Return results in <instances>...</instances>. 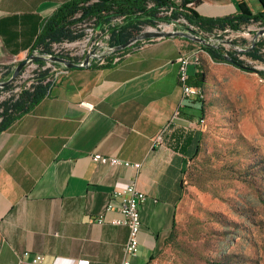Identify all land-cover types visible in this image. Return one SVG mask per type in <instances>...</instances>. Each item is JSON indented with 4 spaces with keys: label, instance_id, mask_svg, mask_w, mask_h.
<instances>
[{
    "label": "crops",
    "instance_id": "1",
    "mask_svg": "<svg viewBox=\"0 0 264 264\" xmlns=\"http://www.w3.org/2000/svg\"><path fill=\"white\" fill-rule=\"evenodd\" d=\"M67 1L0 0V63L33 51L43 24ZM241 4L254 14L264 9L261 0L188 7L215 18L237 13ZM187 44L144 39L123 50L118 63L71 68L50 96L0 133V264H34V258L36 264H116L129 229L114 223L122 198L113 193L131 183L147 195L131 264H150L162 251L209 117L205 103L183 98L178 58ZM165 128L163 143L155 144ZM93 154L132 166L96 162Z\"/></svg>",
    "mask_w": 264,
    "mask_h": 264
},
{
    "label": "rangeland",
    "instance_id": "2",
    "mask_svg": "<svg viewBox=\"0 0 264 264\" xmlns=\"http://www.w3.org/2000/svg\"><path fill=\"white\" fill-rule=\"evenodd\" d=\"M159 24L165 31L187 25ZM261 28L252 23L221 37L202 34L212 43L227 39L247 48ZM168 38L189 43L183 54L197 48L185 37ZM200 60L206 72L202 103L209 108L205 138L185 178L176 226L150 264H264V85L256 72L264 71V62L246 61L255 70H245L218 63L206 51Z\"/></svg>",
    "mask_w": 264,
    "mask_h": 264
},
{
    "label": "built area",
    "instance_id": "3",
    "mask_svg": "<svg viewBox=\"0 0 264 264\" xmlns=\"http://www.w3.org/2000/svg\"><path fill=\"white\" fill-rule=\"evenodd\" d=\"M96 1V0H93ZM192 3H189L188 6H192ZM153 6V3L149 4L148 7ZM173 8L165 11L166 14L170 15L172 13ZM163 14V12H162ZM77 17H81V13L76 15ZM127 16L126 15H118L114 16L110 19L109 22L99 27L97 24V18L91 17L88 19H83L76 23L73 27L74 33L79 34L80 36L74 40L64 39L60 42L53 43L51 46V53L44 54L41 51L34 49L29 52L21 61H26V64L22 71L13 78L10 82L7 83L8 80L11 79L13 71L17 66V63L20 61L17 58H13L9 63H0V101L18 97L23 90L32 89L33 84L36 83L37 74L41 70H49L48 77L45 80V83L50 85L47 96H50L56 86L70 74L71 68L66 67L63 64L55 63L47 59L51 56H67L72 58V61L79 66H83L86 59L96 54L94 57L91 56V64L88 67H92L94 64L98 65H106L108 63H118L123 57L124 51L118 52H109V47L111 46V28L117 25H121L126 23ZM183 23H186L190 26L198 35L203 36V34H208L207 32H203L199 30L194 25L190 24L186 20L182 19ZM175 23V22H172ZM160 24L146 26L145 30H156L160 29ZM264 28V27H263ZM261 28V29H263ZM261 29L259 31H261ZM258 31V32H259ZM232 32L230 28H226L225 30L215 29L213 34H219V37L224 36L226 33ZM256 33L254 42L251 46L245 48L237 45L236 43L229 41L227 39H216L219 48L213 47L217 50H222V54H230L231 52L228 49H232L234 56H238L240 59L244 60L243 53L251 50L253 47L257 45V42L260 40L261 35ZM203 33V34H202ZM219 44H223L225 48L220 47ZM197 46L196 49L189 52V54H181L178 58L179 63V71L178 77L181 85L183 98L189 100L201 101V89L202 87L194 86L189 83L191 76L193 73L191 71V67L197 69L199 66L198 61V53H203L205 50L202 48V44L195 43ZM206 46V45H204ZM112 47V46H111ZM212 47V46H210ZM125 50V49H124ZM227 50V51H226ZM63 58V57H61ZM41 59L45 61L44 65H40L37 60ZM66 59V58H64ZM245 61V60H244ZM248 63H254L257 61L248 59L246 60ZM10 67V69H9ZM87 67V68H88ZM32 68V71L29 70ZM255 70V69H254ZM10 72V74H9ZM259 73V71H256ZM260 74V73H259ZM261 75V74H260ZM263 78L264 85V75H261ZM9 86V87H8ZM82 105L88 109L93 108L91 104L82 102ZM166 128L163 129L156 137L155 144H162L163 137L166 132ZM92 159L96 162H102L105 164L111 165H125L132 166L130 161L122 160L117 157H108L101 154H93L91 155ZM114 196L121 197L122 202L118 205L117 209L121 214V217L115 219L114 223L118 225H125L129 229L128 240L124 245V258L117 262L116 264H131V259L137 256L140 248V232H141V216H140V206L146 201L147 195L143 191H141L135 183L129 184L127 187L115 189ZM114 205L109 204L107 210L113 209ZM29 253H24V256L27 257ZM32 263H38V259L34 258Z\"/></svg>",
    "mask_w": 264,
    "mask_h": 264
},
{
    "label": "trees",
    "instance_id": "4",
    "mask_svg": "<svg viewBox=\"0 0 264 264\" xmlns=\"http://www.w3.org/2000/svg\"><path fill=\"white\" fill-rule=\"evenodd\" d=\"M192 2V6H196L202 0H181L180 3H176L174 0H68L61 4L43 24L35 49L44 54L51 53L53 43L64 39L74 40L78 38L80 35L74 33V25L83 19L94 16L97 18L99 27L109 22L114 16H127L126 23L110 29L111 39L109 44L112 47L129 42L137 37L146 26L157 25L160 22H180L181 19L186 20L199 30L207 33H213L215 29L225 30L226 28L238 31L241 27L252 23H258L264 27V9L262 12L254 14L241 4L239 11L235 14L211 18L200 16L188 7V4ZM261 2L264 7V0H261ZM151 3H153V6L148 7ZM171 8H173L172 13L170 15L166 14L165 11ZM78 13H81V17L76 16ZM201 46L214 60L227 62L220 50L210 46ZM263 47L264 42H259L251 50L244 52L243 55L251 60L264 62ZM231 55L235 61L241 65H246V61L240 59L238 56H234L233 53ZM61 57L73 60L67 56ZM37 62L41 66L45 64V61L41 59H38ZM111 64L110 61L106 65L94 64L92 67H106ZM197 69L198 71L191 76L189 83L194 86L203 87L206 82V72L200 71L201 64ZM259 73L264 75V71H259ZM48 74L49 70H41L37 74L36 83L33 84L32 89L23 90L18 97L0 101V133L8 129L22 114L27 113L41 100L48 97L47 92L50 85L45 83ZM199 151L200 147H198L194 154V158L198 155ZM175 226L176 223L173 230Z\"/></svg>",
    "mask_w": 264,
    "mask_h": 264
},
{
    "label": "water",
    "instance_id": "5",
    "mask_svg": "<svg viewBox=\"0 0 264 264\" xmlns=\"http://www.w3.org/2000/svg\"><path fill=\"white\" fill-rule=\"evenodd\" d=\"M258 33L264 34V28L261 29V31H259ZM175 36H182V37H185L186 39H188L190 41L197 42V43H200L202 45L219 48L218 45H216L215 43H212L208 39L198 35L190 26L185 25L184 30L165 31V30H161V29H156V30L142 31L137 37L133 38L132 40H130L129 42H127L123 45L115 46V47L110 46L108 51L109 52H118V51L126 49L127 47H129L133 43L140 41V40H144V39H162V38L175 37ZM254 45H255V42H254ZM95 55L96 54L94 53L91 56L94 57ZM91 56L86 59L83 66H79L72 61H69L67 59L57 57V56H51V57H48L47 59H49L50 61L55 62V63L63 64L68 68H75V67L87 68L91 64ZM223 56L228 63H231L234 66L241 67L242 69H246V70H254L253 68L248 67L246 65H241L240 63L235 61L233 56L230 54H223ZM25 64H26V61L24 60V61L20 62L15 67L13 74L11 76V79L8 80L7 83L10 82L13 78H15L22 71Z\"/></svg>",
    "mask_w": 264,
    "mask_h": 264
},
{
    "label": "bare ground",
    "instance_id": "6",
    "mask_svg": "<svg viewBox=\"0 0 264 264\" xmlns=\"http://www.w3.org/2000/svg\"><path fill=\"white\" fill-rule=\"evenodd\" d=\"M198 61H199V53H198ZM200 63V62H199ZM206 100V95H205V93L202 91V89H201V101L203 102V101H205Z\"/></svg>",
    "mask_w": 264,
    "mask_h": 264
}]
</instances>
